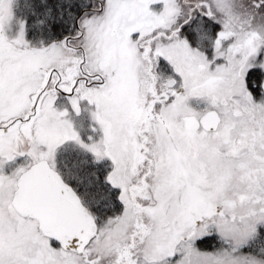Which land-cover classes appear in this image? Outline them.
<instances>
[{"label":"snow or ice","instance_id":"6c2138e0","mask_svg":"<svg viewBox=\"0 0 264 264\" xmlns=\"http://www.w3.org/2000/svg\"><path fill=\"white\" fill-rule=\"evenodd\" d=\"M0 264H264V0H0Z\"/></svg>","mask_w":264,"mask_h":264}]
</instances>
